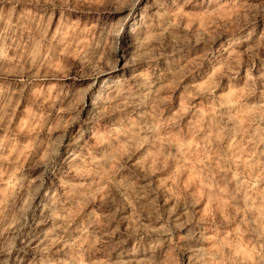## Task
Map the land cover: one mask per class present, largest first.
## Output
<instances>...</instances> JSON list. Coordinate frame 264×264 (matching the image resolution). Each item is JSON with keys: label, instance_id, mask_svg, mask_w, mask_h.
<instances>
[{"label": "clouds", "instance_id": "clouds-1", "mask_svg": "<svg viewBox=\"0 0 264 264\" xmlns=\"http://www.w3.org/2000/svg\"><path fill=\"white\" fill-rule=\"evenodd\" d=\"M177 3L179 0H0V13L9 21V26L0 31V44L5 50V63L0 67L14 74L25 88L44 80L53 87L59 84L61 99L69 95L76 97L73 114L62 108L61 123L53 124V131L60 133L52 141L55 150L31 138L33 147L19 158L16 141L24 128L9 132L7 125L16 116L21 98L27 102L24 119L30 124L35 119L32 107H39L36 105L39 97L35 93L25 97L21 88L14 94L17 99H9L0 111V123L5 125L4 135L0 137V157H3L0 159V264H25L29 249L32 259L27 264H264V223L258 227L245 226L235 217L228 223L214 220L210 215L207 219L198 217L195 208L199 200L180 181L183 174L180 169L154 186L152 177L174 166L178 159L171 150L157 149L146 167L142 162L128 165L127 160L123 161L119 170L127 166L125 175L118 178V170L108 180L109 198L104 204L110 205L111 210L97 219L96 212L100 209L96 208L75 228L73 215L65 205L82 210L94 203L93 198L83 195L86 185L72 183L67 173H61L63 191L49 195L44 187L46 177L58 173L59 147L67 128L77 121L80 104L91 89L96 91L88 98L85 131L98 134L106 127L102 121L109 119L116 125L135 118L143 125L139 113L149 108L163 114L162 93L171 85L165 83L168 68H160L158 62H166L170 55L165 35L175 40L173 30L184 23L183 14L169 7ZM188 3L193 0H184L185 6ZM56 15L61 22L50 31L48 22ZM228 20L234 26L233 31L248 29L241 35L230 36V46L247 45L244 54L250 58L264 53V33L257 42L253 27L264 26V0H241ZM8 51L13 53L11 67H8ZM234 67L238 71V65ZM81 81L91 83L84 89L79 85ZM195 96L201 93L198 91ZM51 99L55 103L56 97ZM222 100L223 97L208 94L202 96L201 104L215 105L219 111L225 107ZM65 118L68 123L63 122ZM143 131L147 135L155 130L144 127ZM176 131L184 136L199 134L192 128ZM245 131L246 147L260 161L258 167L264 176V92ZM82 138L83 132L72 137L70 143L79 145ZM97 139V144L87 146L89 155L109 140H116L114 135L104 139L97 136ZM125 143L134 150L133 142L125 140ZM222 179L225 184L231 183ZM158 194L163 196L162 203ZM38 197L41 202L37 207L43 210L41 222L51 219L56 227L33 248L32 241L25 243L24 229ZM257 197L264 210V186L258 190ZM121 212L128 214L117 221V213ZM123 220L127 224L121 231ZM73 232L78 233L75 238ZM225 232L231 234V241ZM239 235L246 239L239 240ZM57 244L62 245L58 251L64 252L63 257L53 253ZM99 252L104 253L102 261L96 258Z\"/></svg>", "mask_w": 264, "mask_h": 264}, {"label": "rangeland", "instance_id": "rangeland-1", "mask_svg": "<svg viewBox=\"0 0 264 264\" xmlns=\"http://www.w3.org/2000/svg\"><path fill=\"white\" fill-rule=\"evenodd\" d=\"M239 2L241 0H193V3L185 6L184 0H179L177 4H169L175 13L183 14L184 23L179 29L173 30L175 40L172 36L165 35L164 42L170 55L166 62H158L160 68H168V79L165 83L171 85L162 93L164 97L162 115L149 108L139 113L144 121L143 125L135 118H129L128 122L116 125L109 119L102 121L106 127L98 134L85 131L88 127L85 123L90 105L88 98L96 88L87 93L84 103L80 104L78 109L77 121L67 128V135L59 147L58 173L48 175L44 182L49 195L63 191L60 188L61 173H67V179L72 183L86 185V191L82 190L83 195L85 198H93L94 203L82 210L65 205L68 213L73 215L74 228L96 208L100 209L96 212L97 219H101V213L107 215L111 210L110 205L104 204L109 198L108 180L113 173L118 172L123 161L127 160L128 165L142 162L146 167L151 163L157 149L162 152L171 150L178 159L173 162L174 166L157 172L152 177L154 186L159 180L167 179L180 169L183 173L180 175V181L187 187V191L195 193L199 200L195 208L198 217L207 219L210 215L212 219L225 223L235 217L245 226L258 227L264 223V210L257 197L258 190L264 186V176L258 167L260 161L251 156L245 138V130L251 124L252 113L257 109L259 96L264 92V53L256 58H250L244 54L247 45L237 48L229 44L230 36L235 37L248 31V29L233 31L234 26L229 24L228 18L232 17L233 9ZM14 22L13 20L12 23ZM60 22L58 15L53 16L48 22L49 30H53ZM8 26L9 21L0 13V31ZM253 27L256 28L254 34L259 42V35L264 33V26ZM4 56L5 50L3 44H0V64L5 63ZM7 56L8 67H11L10 58L13 53L8 51ZM237 65L238 71L234 67ZM150 75L149 73L148 76ZM89 83L91 82L81 81L79 85L86 89ZM253 84L254 87L251 86ZM21 88H24L25 97L32 96L33 93L39 97L36 99V105L39 107H32L35 119L29 124L24 119L27 115L25 111L27 102L21 98L16 108V116L13 117L11 124L7 125L9 132L24 128V132L16 141L17 157L19 158L21 153L26 154L33 147L30 143L31 138L40 140L49 150H55L56 145L52 141L60 133L53 131V124L61 123L62 108L67 110L69 115L73 114L72 104L76 97L69 95L66 99H61L58 95L59 84L53 87L44 80L35 81L25 88L23 84L18 83L14 74L0 67V111L9 99H17L14 94ZM198 91L201 96H195ZM208 94L212 97H223L222 103L225 107L216 111L215 105L209 107L207 103L201 104L202 96ZM52 97H56L55 103ZM63 122L68 123V119L65 118ZM144 127L153 128L155 131L146 135ZM188 128L198 130L199 134L195 132L188 136L177 134L176 129ZM4 131L5 125L0 123V137L4 135ZM81 132L83 138L79 145L70 143L71 138ZM110 135H114L116 140H109L102 148L89 155L87 146L97 144V136L104 139ZM125 140L135 144L134 150L129 148ZM30 159L31 156H28V160ZM27 167L26 162L25 169ZM72 168H76L77 171L72 172ZM127 170V166L119 170L118 178H122ZM222 178L230 180L231 183L225 184ZM158 195L162 203L163 196ZM209 197L213 199L210 200ZM40 202L38 197L32 205L33 211L29 213L28 227L24 229L25 243L32 241L33 248L56 227L51 219L41 222L43 210L37 207ZM127 214L117 213L116 220L121 221ZM126 224L127 221L123 220L120 224L121 231ZM77 235L76 232L72 233L73 238ZM224 235L229 241L232 240L229 232H225ZM65 237L67 238L68 234H65ZM238 239L246 238L239 235ZM61 247L62 245L57 244L53 248V253L58 257L64 256V252L58 251ZM96 258L102 261L104 253H97ZM31 259L32 252L29 249L25 256V264Z\"/></svg>", "mask_w": 264, "mask_h": 264}]
</instances>
